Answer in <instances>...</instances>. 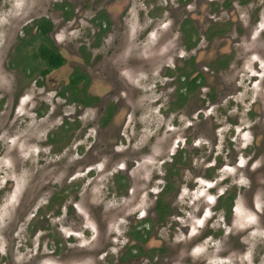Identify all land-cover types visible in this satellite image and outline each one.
Segmentation results:
<instances>
[{
    "label": "rangeland",
    "instance_id": "obj_1",
    "mask_svg": "<svg viewBox=\"0 0 264 264\" xmlns=\"http://www.w3.org/2000/svg\"><path fill=\"white\" fill-rule=\"evenodd\" d=\"M211 1L209 5L204 0L203 14L197 13L198 5L193 2L188 6L193 26L200 22L194 26L196 35L200 38V29L210 22L225 35L221 43V39H213L211 49L199 40L190 55L202 49L199 57L205 63L206 52L212 49L230 55L223 59L226 66L221 72L212 73L215 65L208 68L206 89L194 91L179 106L173 102L172 85L162 78L163 69L172 67V59L186 54L168 10H162L152 23L143 12H132L126 24L120 25L122 1L110 7L116 15L114 35L93 49V56L98 57L93 67L109 68V54H115L116 72H124L136 90L128 111L121 109L108 128H100L104 137L111 138L106 146H94L95 167L87 179L83 175L72 176L73 181L64 179L68 171L62 166L78 159L72 151L50 155L54 163L47 156L46 164L39 166L34 153L17 157L22 156L17 147L25 143L30 128L12 122L4 105L0 111V264H104L100 254L111 243L119 249L131 244L127 232L135 227L147 234L141 246L148 261L123 257L122 264H264V0H254L255 6L260 5L255 30L250 19L252 6L249 10L236 0ZM64 2L73 5L76 14L82 13L78 34L66 33L70 22L63 29L66 32L59 30L55 35L59 44L72 47L75 44H69L70 38L80 40L91 29V7L102 6L104 0H0V100L5 101L16 85L29 98L37 92L32 84L35 77L22 80L18 72L7 70V50L33 17L45 14L55 19L54 5ZM224 3L229 4L225 7ZM220 5L224 8L215 13ZM162 24H168L163 29L169 28L165 37L160 38L166 31L156 30L151 40L145 38L149 28ZM114 28L123 30L119 34ZM160 40L164 50L173 42L178 44L162 57L157 50ZM122 57L146 60L147 64L133 62L126 67ZM253 74L256 80L248 78ZM94 91L103 98L104 85ZM44 99L51 109L35 122L32 132L36 136L63 120L72 124L76 114L73 107L51 102L52 94ZM61 115L65 116L62 120ZM101 115L97 109L81 111L78 126L72 128L74 135H69L74 139L76 130L84 129L86 136H93ZM39 146L32 149L37 151ZM182 147L184 152H179ZM24 159H29L32 169H24ZM14 182L17 191H13ZM165 185L169 192L161 196ZM73 186L77 189L67 190ZM35 192L31 209L22 215L21 195ZM157 198L168 213L162 223L155 222ZM144 220L147 223L141 226ZM70 234L72 240L66 237ZM117 257L120 252L108 264H116Z\"/></svg>",
    "mask_w": 264,
    "mask_h": 264
},
{
    "label": "flooded vegetation",
    "instance_id": "obj_2",
    "mask_svg": "<svg viewBox=\"0 0 264 264\" xmlns=\"http://www.w3.org/2000/svg\"><path fill=\"white\" fill-rule=\"evenodd\" d=\"M172 1L176 3L175 6L171 5ZM117 2H121L120 25H123L124 23L126 24V17L136 11L139 15L143 12L146 20H149L152 23V20L158 18L161 11L165 9L168 10V14L172 18L171 21L174 20V23L177 24L178 37L179 40L181 39V44L179 45L183 52L188 54V57L185 58L186 54H184V56L173 58L172 67L164 68L162 75V78L165 79L168 85H172V92L174 95L173 102L177 106L189 101V97L194 91L198 90L202 92L206 89L208 84V74L206 71L208 68L215 65L211 70L212 73L221 72L226 66V63H223V59L228 58L230 55L229 53H222L218 50L215 51L216 49H212L211 52H206L209 57L207 63L204 62V58L199 57L203 53L201 52L202 49L195 56L190 55L191 51L198 46L199 40L205 42L207 46H209L208 49H211L212 47H215V45H212L214 43L213 39L216 41L225 35L224 30H222L221 27H216L217 24L212 25V22L208 23L209 25H207L204 30L202 28L200 29V38L196 35L197 30L194 26H200V22L197 21L193 26V21L191 20V16L188 14L187 9L193 2L195 5H198L197 13L203 14L200 7L204 6V0H104L102 6L97 8L91 7L93 12V18L90 20L91 29L86 30L80 40L77 37L72 38L71 41L70 38L69 44H75V46L72 45V47L59 44L55 35L58 34L59 30V32H66L67 30L66 33L70 36L75 33L78 34L77 32L80 31V27H82V24L80 23L82 13L80 12L76 14L73 5H70L67 2L55 4V19L45 14L43 16L33 17L21 28L20 33L16 38V42L9 51L7 50L8 54L5 58L7 60L6 68L9 72H13L14 74L18 72L22 80H30L35 77L32 84L33 91L36 90L37 92L29 98V95L26 94L25 90L21 91L16 85L15 88L5 97V101L0 100V111L4 105H6L9 108V116H12V122H21L23 128H30L26 132L28 135L25 137V143H23V145L21 144V148L17 147V151L22 152V156L17 154V157L25 158L26 156L23 155L25 152H28L29 154L34 153V156L37 158L34 159L36 161L35 164L38 166L41 162L45 163L44 160L47 156L48 159H51L52 157L67 154L72 151V154L74 153L75 156L78 157L76 161H71L62 166L66 167V170L68 171L65 175V180L71 179L70 181H73L71 177H77L78 175H83L85 177L84 179H87V177L92 174L91 172L94 171L96 161L93 155L94 146L95 148L99 145L106 146L111 138L110 135L104 137L100 130L108 128L114 122L121 109L128 111L135 94L136 86H130V84H133V81L128 80L125 77L124 72H116L117 70L114 67L113 62L115 54H109V68H104L102 65L99 67L98 64L93 67V63L96 62L98 58L93 56V49H97L101 43H106L114 35L112 34L114 33L113 19L116 15L109 10L110 7ZM234 2L247 6L249 10L250 6L253 7V12H251L252 17H250V19L253 18V29H257L260 22V5L255 6L256 1L254 2V0H236ZM227 4L229 3H224V6L226 7ZM84 5L87 7L85 3ZM209 5H212L211 0H209ZM223 8V5H220V7L215 10V13L218 11L221 12ZM70 22L72 25L71 29L63 30ZM163 25L165 26L168 24H162L159 28H149L150 30L147 32L145 38L151 40V33H155L156 30H160L159 33L166 31L160 36V38L165 37L169 28L163 29ZM224 25H227V23L221 26ZM123 28H121L119 32L118 28L114 29L121 34ZM163 42L164 41H161L157 47L158 53L161 54L162 57L174 51L175 45L178 44L173 42L172 46L168 45L169 47L167 46L168 48L164 50ZM221 42L222 39L220 43ZM119 43L121 42L119 41ZM42 48H48L50 50L49 52H44L48 57H42L44 51ZM218 48H221V45H218ZM119 52H121V49ZM52 57H55V59ZM151 57L154 56L151 55ZM151 57H146V59L153 61V58ZM50 58L52 60H50ZM122 61L126 67L133 62L147 64L145 63L146 60L137 59L134 61L127 59L126 57H122ZM255 66L256 63L252 66L253 69L256 70ZM114 72L117 73L116 76H113ZM248 78L250 80H256L257 76L253 74ZM102 85H104L103 98L100 94H97L94 91V88L97 90ZM38 90H41L42 93ZM44 94H52L51 102L57 103L56 101H60L64 106L73 107L76 114L71 117L72 124L63 120L58 126H52V130H47L44 135L40 134V136H36V132H32L35 122H40L48 115L47 110L51 109L49 108L50 105L48 104V101L44 99ZM102 106L103 110L101 111L100 107ZM87 109H97L99 110V113H102L99 123H97L92 129L94 135L86 136L87 131L80 129L76 130L77 133L75 138L72 139L73 137L69 134L74 135L75 130H72V128L74 129L78 126L75 124L77 123L76 119L80 118L81 111ZM52 117L53 115L50 116V120L48 121L45 130L51 123ZM59 117L60 120L65 118L63 115ZM13 128H15L14 125ZM83 128H86V126ZM117 134L115 136L116 141H118ZM42 136H44V138H42ZM94 138H96L95 142ZM74 143L78 146L72 148ZM35 144L40 145L37 151L32 149L33 146H36ZM183 149L184 147L180 148L179 152H184ZM44 153H47L48 155L43 159L42 155ZM50 155H52V157H50ZM23 161L27 162L24 169H32L28 162L29 159H24ZM49 161H51V163L55 162L53 159ZM56 166L58 167L56 169H60L57 164ZM70 189L73 191L74 189H77V186H73V188H68L67 190ZM13 191H17L15 188V182ZM65 191L64 193L67 192ZM167 193L168 191L165 185L160 195L163 196ZM58 195L62 196V194ZM1 196L2 195L0 194V199ZM35 196L36 192L31 195H21V200L23 199V207L21 210L22 215H25L31 209V204ZM53 200L54 197L49 200L50 203ZM158 201L157 198L154 203L155 222L159 221L162 223L168 213L165 209L163 216H159L158 211L156 210ZM49 205L50 204H47L45 208ZM142 222L141 226L147 223L145 220ZM127 233L132 241L131 244L127 242L120 247V249L116 248L112 243L109 244L110 247L106 249L105 253L100 254L103 256L101 261H103L104 264H108L107 260H112L114 255L118 256V252H120V258L117 257L116 264H122L123 257L127 261L128 259L130 261H138L142 259L148 261L145 257L146 252H142L141 246V244L147 241V234H144L142 228L137 229V227L132 228ZM66 237L69 240L73 239L71 234ZM114 251L116 254H114ZM48 257L49 256H46V258Z\"/></svg>",
    "mask_w": 264,
    "mask_h": 264
},
{
    "label": "trees",
    "instance_id": "obj_3",
    "mask_svg": "<svg viewBox=\"0 0 264 264\" xmlns=\"http://www.w3.org/2000/svg\"><path fill=\"white\" fill-rule=\"evenodd\" d=\"M42 49L44 50L43 53H42V57H48V56H46V54L44 52L45 51H48L49 52L50 50L48 48H42ZM52 58L55 59V57H52ZM50 60H52V59L50 58ZM166 189L169 192V186L168 185H166ZM228 199H230V198H228ZM229 203L231 204V202H229ZM156 208H157L156 210L158 211L159 216L162 217L163 214L165 213L166 207L163 206V204L161 203V201H158Z\"/></svg>",
    "mask_w": 264,
    "mask_h": 264
}]
</instances>
